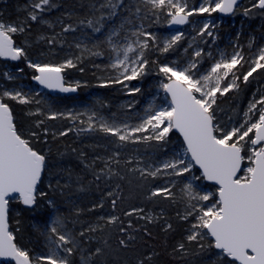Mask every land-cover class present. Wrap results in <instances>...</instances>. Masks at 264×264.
Masks as SVG:
<instances>
[{"label": "snow or ice", "instance_id": "1", "mask_svg": "<svg viewBox=\"0 0 264 264\" xmlns=\"http://www.w3.org/2000/svg\"><path fill=\"white\" fill-rule=\"evenodd\" d=\"M237 6L238 0H203L198 7L191 8L187 0H92L83 18L77 17L73 23L75 13H62L56 22L61 26L60 32L37 37L36 43L44 41L50 47H63V34L81 30L80 36L74 38V46L82 55L75 60L52 63L31 59L30 42L25 41L23 46L17 43L16 37L26 36L32 24L54 27L44 16L58 7L56 0H30L23 20L5 22L0 19V60H23L33 72L32 79L42 88L69 93L76 92L80 83L65 86V70L77 68L85 52L102 56L99 49L106 46L110 52L109 67L116 75L99 86L121 85L127 95L134 97L141 93V88L130 87L126 82L149 74L147 53L157 43V37L146 30L145 21L150 20L148 26H151L163 14L169 18L170 26L185 25L191 23V16L215 12L233 14ZM257 9L264 16V0H254L243 15L250 16ZM211 26L208 22L199 28L194 26L196 36L192 41L195 42L197 36L214 37ZM84 29L90 30L91 35ZM85 37L89 40L95 37L91 48L84 43ZM184 37L182 31L177 32L158 50L167 53ZM252 46L250 42L249 48ZM189 48H193V43H189L184 52L188 53ZM207 56L212 62L204 69L201 64L205 50L198 47L186 66H176V61L158 64L159 88L165 96L159 104L150 102L139 122L97 119L93 113L88 116L87 126L78 129V132H99L115 138L109 141L114 146L111 154L96 157L103 164L99 172L95 171V160L91 165H84L93 172L96 181L103 177L127 183L128 197L121 194L123 189L119 182L116 190L107 193L113 211L118 201L143 199L142 206L134 205L124 211V219L117 215L106 218V224L119 234L115 247L108 239L101 243L95 238L97 232L104 231L103 227L92 224L80 229L75 227L83 210L67 198L65 190L73 183L80 184V178L73 179L70 168L53 163L50 148L45 151L37 147L42 140L48 143L43 139L49 134V129L43 127L45 119L33 122L40 132L26 128L9 103L29 105L34 102L33 98L22 90L0 88V264H264V46H258L247 59L239 45L230 56L223 52L219 59L213 58L211 52H207ZM79 70L82 72L83 68ZM23 71V68L18 69L20 73ZM0 75L8 81L19 79L10 71ZM254 83L261 87L251 93L242 111V120L235 122L233 116H228L225 122L219 115L224 111L220 106L223 98L229 93L238 97ZM137 102L132 100L121 107L130 111ZM24 116L45 114L39 109H28ZM45 118H66L75 122L78 116L50 112ZM72 130L58 135L67 136ZM173 132L178 133L182 142L159 163L142 166L144 161L139 156L121 159L120 150L129 144H146L157 152L163 150ZM52 137L56 139L57 134L53 132ZM161 177L167 178L164 185H148L149 180ZM198 181L209 182L214 190H205ZM178 184L179 198L173 191ZM77 191L84 188L81 186ZM57 194L65 199H56ZM165 202L169 206L182 204L183 210L171 217L164 209ZM103 207L101 201L89 211ZM156 207L160 208L158 213ZM44 209L47 215L32 224L43 238L44 251L32 256L16 242L15 233L20 228L10 230V219L13 214L16 217L22 212L34 215ZM100 219L105 220V217ZM134 221L144 223L137 226ZM15 223L20 225L21 220L16 219ZM149 225L165 234L163 252L149 243L153 240ZM170 238L174 242L169 250ZM141 247L153 250L141 251ZM122 253L131 255L121 256ZM162 255L169 259L161 261Z\"/></svg>", "mask_w": 264, "mask_h": 264}, {"label": "trees", "instance_id": "2", "mask_svg": "<svg viewBox=\"0 0 264 264\" xmlns=\"http://www.w3.org/2000/svg\"><path fill=\"white\" fill-rule=\"evenodd\" d=\"M91 2L92 0H56L58 7L51 10L50 12H47L44 16V18L51 22L54 27L50 29L46 25L32 24L31 29L26 36L16 37L17 43L23 46L25 41L30 42L31 47L28 49L29 55L34 58H36L37 56L43 58L42 62H63L65 59L69 58L70 52L74 51V38L80 35V29H78L76 33L63 34L65 37V39L62 41L63 47H61L60 45L50 47L44 41L36 43L37 37L40 35L50 37L53 34L60 32L61 26L56 22L59 18L62 17V13H75L73 20L71 21L73 23L75 22L77 17L83 18V16L88 13ZM29 3L30 0H0V19H3L5 22L23 20L26 16V12L24 11V9L29 5ZM246 7L248 6L239 9V12L243 13ZM248 19H250V21L254 25L258 23V32L264 35V17L259 14V10L257 9L254 14L248 16ZM65 22L69 21L66 20ZM83 31H86L89 33V35H91L90 30L84 29ZM94 39L95 37H93V40L89 42L88 47L92 45ZM69 45L72 46L70 47ZM99 50L103 52L102 56H91L89 53H85L82 58V62L77 65V68L65 70L64 75H66V78H68L69 80L74 79L80 83L79 91L76 94L79 100L86 101L88 95L97 93L101 96L102 99V102H100V104H103L106 107L105 112H108L110 110L109 113L111 114L119 111L120 103L124 100L125 95L121 89V85H111L109 87L99 86L101 83L107 81L112 75L111 68L109 67L111 62L109 50L106 46L102 47ZM182 50L183 47L180 48V51ZM173 51L174 50H172V52L170 53H161L157 48L152 49L147 53L149 54L148 56L150 60V79L161 77L157 74L158 64L165 63L169 60H174L180 56L179 50H177L176 52ZM152 61H155L156 63H152ZM0 64H3L1 60ZM202 64H205L204 59ZM209 64L210 62L206 64V67H208ZM18 65L24 69V74H27V76H29V80L31 79V82L33 83V72L32 70L27 68L26 62L20 60ZM97 65H99V67H97ZM80 68H83L82 72L79 70ZM6 85L9 86L10 83L7 82ZM257 87H261V85L254 83L238 97H235L232 93H229L228 97L223 98V101L220 104L221 108L224 109L222 113L229 114V116H233V118H238L236 112L239 113V116L242 115L243 107L247 105V100L251 99V93L255 91ZM136 96H139V94H136ZM77 97L71 96L70 98H67L60 96L58 100H63L67 105H70L71 101L75 100ZM229 97H231V99ZM9 103L12 105L15 115L24 122V126L26 128L31 127L33 130H36L38 132L41 131V129L35 128V125L33 123L37 120L35 116H24V112L26 110L34 109L31 104L20 105L12 101H10ZM86 126V123L81 124L78 119H76L75 122L66 118L49 120L47 125H43V127H47L49 129L48 136L43 138L46 139L48 143L44 144L42 140L39 144H37V147L43 148L45 151L50 148V156L53 163H59L64 167L70 168L74 173L73 179H75L76 177L80 178V184L73 183L70 189L65 190L67 198L75 201L76 206L83 210L81 216L78 218L80 222L77 223L75 227L77 229H80L82 227H87L89 224L99 225L104 228V231L97 232L95 234V238L100 240L101 243L104 239H108L112 246L115 247L116 239L119 234L113 230L112 226L106 224V218L111 215H117L124 219V211L126 209H130L134 205L142 206L143 199L142 197H140L135 199H125L122 202L118 201L117 207L115 211H113L111 198L107 197V193L109 191L116 190L115 186L119 181H117L116 179L108 180L107 178L103 177L101 178V180L96 181L93 172L85 168L84 165H91L95 160L96 162L94 164V168L96 172H99L103 167V164L101 161L96 160V157L109 156L114 148V146L110 144L109 141H112L115 138L105 136L104 134L99 132H78V129L84 128ZM68 129L73 130L70 131L67 136L60 137L58 135L59 132L66 131ZM53 132L57 134L56 139H53L52 137ZM174 138L180 140L179 136L173 132L170 134L169 141L171 142ZM73 149H76V151L73 152ZM137 149L138 151H136ZM120 151L122 160L128 158L129 156H139L141 159L149 160V157H152L150 155L151 152L159 153V151H155L153 148L146 144H129ZM81 153L83 154L82 157ZM81 159H83V163L81 162ZM163 182L164 179L159 178L156 180H149L148 185L157 186L162 185ZM119 183H121L123 189L121 194L124 197H128L127 183ZM81 186L84 188V191H77V189ZM56 199L63 200L65 199V197H61L59 196V194H57ZM101 201H103L104 203L103 208H95V210L89 211V209L93 208ZM14 207L21 208L22 206L15 205ZM62 207H67V205H62ZM149 207L152 206L149 205ZM164 209L166 213L171 217H175L178 210H183L178 204L169 206L167 205V202H165ZM159 211L160 208L156 207L155 212L158 213ZM64 214L67 215V212H65ZM43 215H47V209H44L42 212L38 211L34 215L29 212H22L20 217H16L15 214H13V217L10 219L11 230L14 231L17 227L20 228V231L15 233L17 237L16 242L19 246L29 250L30 255L32 256H34L33 249L35 248L36 243L40 241L38 239L41 238L38 235L39 233L32 227V224L36 221H40ZM101 216L105 217V220H101ZM16 219L21 220L20 225H17L15 223ZM134 222L137 223V226L144 223L143 221ZM149 227L153 231V240L149 241V243L153 244L156 250L163 252V248L165 246V234L160 231L158 227L152 225H149ZM173 242L174 241L171 238L168 239L167 247L169 250L171 249V244ZM140 243L143 244V241H141ZM140 250H147L151 252L153 249H145L141 247ZM125 255L130 256L131 253L121 254V256ZM168 259L169 258L166 255H162L160 257L161 261H167Z\"/></svg>", "mask_w": 264, "mask_h": 264}, {"label": "rangeland", "instance_id": "3", "mask_svg": "<svg viewBox=\"0 0 264 264\" xmlns=\"http://www.w3.org/2000/svg\"><path fill=\"white\" fill-rule=\"evenodd\" d=\"M203 0H187L188 6L191 7H198ZM254 2V0H244V4L239 8H244L245 6L250 7L251 4ZM228 20L223 17L219 12L212 13L211 15L204 13L203 15H194L190 17L189 24L185 25V28L181 30H177L175 32L167 31V28L165 27V24H163V20H169V18L163 14L160 15L158 22L151 23V26H148L150 23L149 21H145L146 30L153 33L157 37V43L155 45H152V49H159L162 47L163 43L168 40L173 34L177 32H183L185 34V37L183 40L179 42V44L173 49L175 52L179 50L180 56L174 60H169L165 63L171 64L173 61L177 62L176 66H186V62L188 59H190L191 53L194 51L195 48H201L205 50V58H209L207 56V52L212 53V57L219 59L221 52H223L226 55H231L234 48H236L237 45H239V49H242L245 58L247 59L249 56L253 55L255 50L258 46H264V35L262 33L258 32L259 24H253L250 19H248V16H244L243 13L239 12ZM264 17V16H263ZM249 20V21H248ZM254 21V20H253ZM208 22L210 25V31L214 33V37H208L205 36L203 38L196 37V41H192V37L196 36V32L193 31V27H202V25ZM80 36V35H79ZM92 40H89L87 37L84 38V43L89 44ZM252 42L253 46L250 49L249 43ZM189 43H193V48L188 49V53L184 52V48L188 47ZM92 45L89 46L91 48ZM183 47V50L180 51V48ZM206 49H208L206 51ZM173 51V52H174ZM172 52L170 50L167 53ZM86 53V52H85ZM83 53V56L85 55ZM82 52L80 49H77L75 47L74 51L70 52L69 58L74 59L77 56H81ZM90 56V55H89ZM31 59H39L40 61H43V58L37 56L36 58L29 55ZM68 58V59H69ZM83 58V57H82ZM88 58V57H87ZM164 59V58H163ZM169 59V58H168ZM3 64H0V73L3 71H10L16 75L19 76L18 80L15 81H8L5 80L2 75H0V88H8V89H17L22 90L25 93H29V95L33 98L34 102L31 103L32 107L34 108L33 111L39 109L42 113L45 114V116H35L37 120L39 119H45V124L47 125L48 121L45 117L50 112H58V113H71L74 116H78V120L84 121L87 124L88 116L95 113L97 116V119L99 117H104L105 119L111 121L113 119L119 121L127 120L129 123H137L139 122V117H142L145 114V108H147L148 104L152 101H155L156 104H159L161 100L164 98L165 93L159 88V84L161 81L160 78H152L151 83L152 86H149L148 84L145 86L147 87V90L149 92L145 93L142 91L143 88H141L144 85V82H137L131 81L126 82L129 84L130 87L132 86H138L141 88V93L139 96H129L126 94V90L121 86V89L125 95L124 100L120 103L119 111L115 112L114 114H106V112L103 111V108L100 105L101 96L97 93H92L87 96L86 101L79 100L78 97L71 101L70 105H67L63 100H58L59 97L53 96L48 94L46 91L41 89L40 87H36L32 82L31 79L29 80V76L27 74H24V71L22 73L18 72V69L21 68L18 63L19 61L11 62V61H3ZM80 62H78L77 65H79ZM202 69V68H201ZM31 70V69H30ZM112 75L111 77H114L116 75V72L111 69ZM67 77V76H66ZM110 77V78H111ZM69 85L75 86V84L78 82L74 79H68L66 78ZM10 83L9 86L6 84ZM120 86V85H119ZM120 89V87H119ZM39 92L40 95H36V93ZM138 101L135 104V107H133L130 111L127 108H122V105H127L129 101ZM35 101H39V103H36ZM247 105L243 107V110L246 109ZM83 113V115H80ZM222 113V112H221ZM219 113L220 117L228 122L227 117L229 114L226 113ZM237 113V112H236ZM225 114V115H224ZM242 115H238V118H234L235 122H239L242 120ZM181 139H173L171 142H169L168 145L165 146V148L159 153L151 152L150 155L153 157L151 160L149 159H143L144 165L146 166L149 163L151 164H157L161 160L167 158V153H170L174 148L178 147L181 143ZM195 171V170H194ZM198 174V172H197ZM164 179V182L162 185L165 184L167 178L161 177ZM172 179L176 180L179 178L173 177ZM198 184H201L202 187L205 190L212 191L214 190V186L208 183L207 181H198ZM161 185V186H162ZM179 189L180 185L178 184L173 191L177 194V198H179ZM182 209L183 205L178 204ZM39 235V234H38ZM40 236V235H39ZM41 237V236H40ZM39 242L36 243L34 250V256L41 254L44 251L43 248V238H39Z\"/></svg>", "mask_w": 264, "mask_h": 264}, {"label": "water", "instance_id": "4", "mask_svg": "<svg viewBox=\"0 0 264 264\" xmlns=\"http://www.w3.org/2000/svg\"><path fill=\"white\" fill-rule=\"evenodd\" d=\"M241 0H238V6L240 5V2ZM238 6H237V8H238ZM236 8V9H237ZM222 14H224V13H222ZM234 14V13H233ZM233 14H224V16L227 18V17H229V16H232ZM186 25V24H185ZM185 25H169L168 24V30H170V31H176V30H180V29H182V28H184L185 27ZM4 61V60H3ZM11 62H15V61H11ZM63 75H64V73H63ZM64 78H65V86H68L69 84H68V82H67V80H66V75H64ZM33 83H34V85L36 86V87H40L41 89H43L44 91H46L48 94H50V95H53V96H66V97H70V96H73V95H75V94H77L78 93V90L76 91V92H69V93H62V92H59V91H52V90H49V89H45V88H42L36 81H34L33 80ZM176 134H178V133H176ZM182 139V138H181ZM209 183V182H208ZM10 230H11V228H10ZM13 264H15V262H12Z\"/></svg>", "mask_w": 264, "mask_h": 264}, {"label": "bare ground", "instance_id": "5", "mask_svg": "<svg viewBox=\"0 0 264 264\" xmlns=\"http://www.w3.org/2000/svg\"><path fill=\"white\" fill-rule=\"evenodd\" d=\"M147 55H149V54H147ZM148 58H149V56H148ZM150 61V60H149ZM151 77H150V71H149V74L148 75H146V76H143V77H141V78H138V80H139V82H144V85L141 87V88H144V90H143V92L145 93V96H146V93L147 92H149V90H147V87H145L147 84L149 85V86H152L153 84L151 83V79H150ZM138 80H136L135 82H137ZM146 83V84H145ZM101 105V107L103 108V111L105 112L106 111V107L103 105V104H100ZM120 107V106H119ZM110 112V110L108 111V112H106V114H110L109 113ZM115 113V112H114ZM114 113H111V114H114ZM175 133V132H174ZM176 134V133H175ZM178 135V134H177ZM179 136V135H178ZM180 138V137H179ZM181 139V138H180ZM181 141H182V139H181Z\"/></svg>", "mask_w": 264, "mask_h": 264}, {"label": "flooded vegetation", "instance_id": "6", "mask_svg": "<svg viewBox=\"0 0 264 264\" xmlns=\"http://www.w3.org/2000/svg\"><path fill=\"white\" fill-rule=\"evenodd\" d=\"M196 1H198V0H196ZM240 2H241L240 5H239L238 8L235 10V12H234V14H233L232 16H229V17H227V18H226L224 15H222V16L225 17L227 20H228L229 18L234 17V16L238 13V9L242 6V4H244V0H241ZM189 20H190V17H189ZM162 23L165 24V27L167 28V31H169V30H168V27H167L169 23L167 22V20H163ZM207 50H208V49H206V51H207ZM208 62H210V64H211V62H212L211 59H210V58L207 59V58L204 57V63H205V64H201V68H202V69L206 68V64H207ZM210 64H209V65H210ZM203 66H204V67H203ZM77 90L79 91V88H78Z\"/></svg>", "mask_w": 264, "mask_h": 264}]
</instances>
